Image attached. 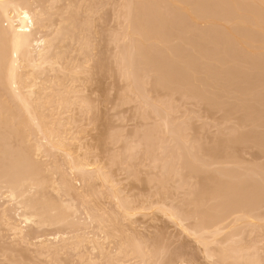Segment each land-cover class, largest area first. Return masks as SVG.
<instances>
[{
	"label": "rangeland",
	"instance_id": "374dc122",
	"mask_svg": "<svg viewBox=\"0 0 264 264\" xmlns=\"http://www.w3.org/2000/svg\"><path fill=\"white\" fill-rule=\"evenodd\" d=\"M179 1L184 0L26 1L44 14L37 12L45 25L38 35L53 42L54 54L48 55L56 65L28 67L27 77V67L20 71L27 103L0 69L5 84L0 86L5 94L0 96V264H264V0H186L189 5L195 1L193 7ZM231 2L240 6V16ZM191 7L200 11L199 16L194 11L199 19ZM256 18L262 29L252 23ZM3 41L0 53L1 45L9 47ZM77 64L81 70L74 74ZM32 104L39 109L36 115L31 110L38 119L29 111ZM13 106V113L24 109L30 118L24 111L14 117ZM50 139L64 140L72 154L67 157L46 142ZM27 150H34V157ZM32 179L51 187L34 186ZM14 182L21 183L18 191H29H20L18 200L10 196ZM35 202L36 208L47 209L45 219H35L40 211L32 223L24 222L19 213L28 214L30 208L32 215ZM246 213L250 217L244 220ZM12 221L24 228L22 233L12 229ZM213 222L223 224L221 230ZM206 231L214 236L203 242L198 236ZM60 234L71 241H55ZM39 235L49 243L39 244Z\"/></svg>",
	"mask_w": 264,
	"mask_h": 264
},
{
	"label": "bare ground",
	"instance_id": "6f19581e",
	"mask_svg": "<svg viewBox=\"0 0 264 264\" xmlns=\"http://www.w3.org/2000/svg\"><path fill=\"white\" fill-rule=\"evenodd\" d=\"M25 1V2H24ZM27 0H0V38H2V40H4L3 42H5L6 41V43H8L9 42V47L7 46V47H5V46H3V45H1L2 46V48L1 49H4L1 53H0V57L2 58L3 57V59H4V57L5 56H7L8 55V57L6 58L7 60H8V62H7V60H1V58H0V69H2V71H4L3 73H2V76H4V78L5 77H7L8 79H10V83H13V84H15L14 86H12V89H13V87L15 88V90H16V92H17V95H18V97H20L21 98V100H23L24 101V103H27V101H28V98L30 97L29 95V97H27V101H26V99H25V95H23L24 93H23V90H22V88H23V83H22V81L24 82L25 80H23V79H21L22 81H20V79L19 78H22V74H21V72H22V69L23 68H25V67H27L25 70H26V73L24 74L25 75V77H27L26 75H29V74H27V71L28 70H30L31 68H33V69H35V67H38V68H40V67H42V66H44V64H46V63H50V58H52V60L51 61H54L53 60V57H50L49 55H51V54H49V51L51 50V43H53L52 41L50 42L49 40H48V38L46 37V36H44V37H42V35L41 36H39L38 34L40 33H38V31H41L40 30V28H41V26H42V23L41 22H43V21H41V19L39 18V15H41L40 17H42V15H44L43 13H42V11L41 10H33V8H31L30 7V5H28V2H26ZM133 1V0H132ZM138 1V0H137ZM148 1H150V0H148ZM169 1V0H168ZM173 1V0H172ZM184 1H185V3H184ZM184 1H182L183 2V4L184 5H186V3H187V1L186 0H184ZM229 1V0H228ZM231 1V0H230ZM230 1H229V3L228 4H230ZM248 1V0H247ZM261 1V0H260ZM154 2H155V0H154ZM180 2V1H179ZM182 2H180V3H182ZM198 2V1H197ZM223 2V1H222ZM234 3H235V0L233 1ZM241 2V1H240ZM264 2V1H263ZM263 2L261 1V4H263ZM140 2H138V4H139ZM153 3V2H152ZM151 3V4H152ZM165 3V2H164ZM170 3H171V0H170ZM169 3V4H170ZM194 3H195V1H194ZM194 3L192 4L193 6H194ZM234 3H232L231 2V6L233 5V7H235L236 9H234V10H236V13L238 14L240 11H241V9L240 10H238L237 8L238 7H240V6H236L237 5V3H236V5L234 6ZM30 4V3H29ZM129 4V3H128ZM150 4V5H151ZM167 4V3H166ZM178 4V3H177ZM188 4V6L190 7V6H192V5H189V3H187ZM204 4V3H203ZM214 4V3H213ZM223 4V3H222ZM125 5V4H124ZM127 5V4H126ZM140 5V4H139ZM138 5V6H139ZM154 5V4H153ZM174 5V4H173ZM176 5V4H175ZM174 5V6H175ZM198 4H196V6H197ZM205 5H207V4H205ZM264 5V4H263ZM45 6V5H44ZM178 6H179V4H178ZM177 5L175 6L176 8H177V10H178V8H180V7H178ZM181 6V5H180ZM187 6V5H186ZM192 6V7H193ZM230 6V7H231ZM154 7H155V5H154ZM171 7V6H170ZM192 7L191 8H189V10L190 9H192ZM258 7V6H257ZM134 8H137V6L136 7H134ZM141 8H142V6H141ZM141 8L139 9V8H137V10H141ZM202 8V7H201ZM44 9V8H43ZM42 9V10H43ZM49 9V8H48ZM152 9H153V7H152ZM172 9V8H171ZM195 10V13L196 14H198V16L200 15L199 14V12L197 11L196 12V8H194ZM199 10H200V8H198ZM233 9V8H232ZM250 9V8H249ZM263 9V8H262ZM261 9V10H262ZM130 10V9H129ZM135 10V9H134ZM148 11V8L146 9H144V11ZM182 10H183V8H182ZM237 10H238V12H237ZM261 10H260V12H261ZM41 11V12H40ZM44 11V10H43ZM136 11V10H135ZM134 11V12H135ZM190 11H192V14H193V16L194 17H197V19H199V17L196 15H194L195 13H194V11H193V9L192 10H190ZM245 11H246V9H245ZM263 11V10H262ZM39 13V15H38V13ZM130 12V11H129ZM132 12V11H131ZM134 12H133V14H134ZM259 12V13H260ZM42 13V14H41ZM45 13V12H44ZM181 13H187L186 11H181ZM180 13V14H181ZM251 13V12H250ZM250 13L248 14V15H250ZM253 13V12H252ZM132 14V13H131ZM133 14H132V16H133ZM191 14V15H192ZM186 16L188 15V14H185ZM239 15V14H238ZM241 15V14H240ZM239 15V16H240ZM252 15V14H251ZM189 16H190V13H189ZM74 17V16H73ZM127 17H128V15H127ZM162 17V16H161ZM180 17V16H179ZM243 17V16H242ZM241 17V18H242ZM247 17V16H246ZM261 17H263V16H261ZM260 17V18H261ZM46 18V17H45ZM44 18V19H45ZM189 19H191L190 17H188ZM204 18V17H203ZM259 18V19H260ZM73 20H74V18H72ZM193 20H194V18H192ZM191 19V20H192ZM197 19H195V21H198ZM253 19H255L254 18V15H253ZM132 20H133V17H132ZM200 20H202V17H201V19ZM204 20V19H203ZM256 20H257V22H256ZM256 20H254L252 23L255 25L256 23V25H257V27H259L260 28V25H261V23H259L258 22V18H256ZM41 21V22H40ZM77 21H79V20H77ZM246 21V20H245ZM263 21V20H262ZM261 21V22H262ZM174 22V21H173ZM41 25H40V24ZM86 23V22H85ZM84 23V24H85ZM240 23V22H239ZM75 24V23H74ZM81 24V23H80ZM79 24V25H80ZM238 24V23H237ZM252 24V25H253ZM258 24H260V25H258ZM264 24V23H263ZM67 25V24H66ZM87 25V24H86ZM240 25V24H239ZM242 25V24H241ZM44 27H45V25H43ZM43 26H42V28H43ZM64 26V25H63ZM68 26V25H67ZM244 26V25H243ZM40 27V28H39ZM81 27V26H80ZM256 27V26H255ZM51 28V27H50ZM57 28V27H56ZM258 28V29H259ZM264 28V27H263ZM60 29V28H59ZM73 29V28H72ZM81 29V28H80ZM247 29H249V28H247ZM260 29H262V28H260ZM44 30H46V29H44ZM43 30V31H44ZM57 30V29H56ZM69 30H71V29H69ZM257 30V29H256ZM58 31V30H57ZM79 31V30H78ZM254 31L255 30H250V32H253L254 33ZM69 32V31H68ZM248 32H249V30H248ZM60 33V32H59ZM59 33H56V34H58L59 35ZM82 33H83V31H82ZM81 33V34H82ZM56 34H54V36L56 35ZM70 34H71V32H70ZM129 34H131V33H129ZM234 34H235V32H234ZM255 34V33H254ZM58 35H56V36H58ZM132 35H133V33H132ZM137 35H138V33H137ZM236 35V34H235ZM46 37V38H45ZM74 37V36H73ZM232 37V36H231ZM236 37V36H235ZM239 37V36H238ZM260 37V36H259ZM262 37V36H261ZM66 38H68V36L66 37ZM79 38V37H78ZM78 38H76L77 40H78ZM60 39V38H59ZM86 39V38H85ZM236 39H238V38H236ZM257 39V38H256ZM262 39V38H261ZM55 40H56V38H55ZM65 40V39H64ZM71 40V39H70ZM81 40V39H80ZM87 40V39H86ZM86 40H84V42L86 41ZM238 40H241L240 38L238 39ZM247 40V39H246ZM50 42V45H49V42ZM61 42V41H60ZM91 42V41H90ZM227 42H228V38H227ZM233 42V41H232ZM241 42V41H240ZM259 42V41H258ZM5 43V44H6ZM66 43V42H65ZM81 42H79V44H80ZM78 44V45H79ZM86 44H87V42H86ZM59 45H62V44H60L59 43ZM58 45V46H59ZM69 45H70V43H69ZM82 44H80V46H81ZM91 45V44H90ZM89 45V46H90ZM259 45V44H258ZM262 45V44H261ZM53 46H54V44H53ZM84 46H85V44H84ZM87 46V45H86ZM85 46V47H86ZM5 47V48H4ZM75 47V46H74ZM264 47V46H263ZM88 48V47H87ZM240 48V47H239ZM5 49L7 50V51H5ZM80 49H82V48H80ZM259 49V48H258ZM78 50V49H77ZM233 50V49H232ZM244 50V49H243ZM249 50V49H248ZM263 50V49H262ZM5 51V52H4ZM56 51V50H55ZM64 51V50H63ZM68 51H69V49H68ZM83 51H85V50H83ZM90 51V50H89ZM235 51V50H234ZM237 51V50H236ZM250 51V50H249ZM51 52V51H50ZM58 52V51H57ZM66 52V51H65ZM70 52H71V49H70ZM78 52V51H77ZM85 52H87V51H85ZM241 52V51H240ZM244 52H245V50H244ZM263 52H264V50H263ZM51 53H53V50H52V52ZM60 53V52H59ZM68 53V52H67ZM81 53H84V52H81ZM260 53V52H259ZM3 54V55H2ZM7 54V55H6ZM49 54V55H48ZM54 54V53H53ZM56 54V53H55ZM64 54V53H63ZM237 54H238V52H237ZM246 54V53H245ZM84 55H85V53H84ZM233 55H234V53H233ZM249 55H251V54H249ZM260 55V54H259ZM263 55V54H262ZM61 56V55H60ZM59 56V57H60ZM252 56V55H251ZM236 57H237V55H236ZM240 57V56H239ZM57 58H58V56H57ZM250 58V57H249ZM61 59V58H60ZM69 59V58H68ZM71 59V58H70ZM69 59V60H70ZM240 59V58H239ZM61 60H63V59H61ZM60 60V61H61ZM247 60H249V59H247ZM2 61V62H1ZM58 61V60H57ZM56 61V62H57ZM250 61H252V60H250ZM55 62V63H56ZM62 63H63V61H61ZM61 62H59V63H61ZM66 62H68V60H66ZM87 62V61H86ZM52 64H53V62H51ZM51 63L49 64V65H51ZM58 63V64H59ZM65 63V62H64ZM70 63V62H69ZM58 64H57V66H58ZM67 64V63H66ZM65 64V65H66ZM54 65V64H53ZM52 65V66H53ZM56 65V64H55ZM54 65V66H55ZM64 65V64H63ZM79 65H80V63H79ZM79 65L77 64L76 65V69L78 68V70H76V72H74V74L75 73H77V71H80L81 69V67L79 68ZM254 65V64H253ZM56 66V67H57ZM61 66V65H60ZM69 66H71L72 67V65H69ZM82 66V65H81ZM28 67L30 68V69H28ZM50 67V66H49ZM65 67V66H64ZM71 67H69V68H71ZM54 68V67H53ZM69 68H66V69H64V70H67V69H69ZM74 68V67H73ZM88 68V67H87ZM28 69V70H27ZM33 69H32V71H33ZM37 69V68H36ZM25 70H23V71H25ZM39 70V69H38ZM44 70V69H43ZM57 70H58V68H57ZM70 70V69H69ZM87 70H89V69H87ZM86 70V71H87ZM21 71V72H20ZM36 71V73H38L39 71H37V70H35ZM34 71V72H35ZM71 71H72V69L70 70V72L69 73H71ZM73 71H74V69H73ZM73 71H72V73H73ZM84 71V70H83ZM1 72V71H0ZM30 71H28V73H29ZM33 72V73H34ZM42 72H44V71H42ZM42 72H41V76L40 77H43L42 75ZM63 72V71H62ZM66 72V71H65ZM33 73H32V75H33ZM83 73V72H82ZM4 74V75H3ZM20 74H21V77H20ZM31 74V73H30ZM40 74V73H39ZM47 74H49V73H47ZM59 74V73H58ZM89 74V73H88ZM23 75V76H24ZM31 75V76H32ZM34 75H37L38 76V74H34ZM66 75H67V73H66ZM30 76V75H29ZM36 76V77H37ZM34 77V76H33ZM33 77H32V79H33ZM39 77V78H40ZM65 77H67L68 78V76H65ZM29 78V77H28ZM31 78V77H30ZM66 78V79H67ZM0 79H1V81H2V78L0 77ZM32 79L30 80V81H32ZM36 79V78H35ZM62 79H63V77H62ZM49 80V79H48ZM61 80V79H60ZM70 80V79H69ZM73 80V79H72ZM72 80H70V81H72ZM77 80V79H76ZM1 81H0V86L2 85V83H4L3 81H2V83H1ZM27 81H28V79H27ZM35 80H33L32 81V83L34 82ZM39 81H40V79H39ZM38 81V82H39ZM42 81V80H41ZM40 81V82H41ZM44 81H45V78H44ZM51 81V80H50ZM56 81H58V80H56ZM37 82V83H38ZM66 82V81H65ZM25 83V82H24ZM28 83H29V81H28ZM58 83V82H57ZM72 83V82H71ZM75 83V82H74ZM74 83H72V84H74ZM12 84V85H13ZM36 84V83H35ZM51 84V83H50ZM29 85H31V83L29 84ZM40 85V84H39ZM42 85V84H41ZM59 85V84H58ZM5 87V84H3L1 87ZM10 86V85H9ZM33 86H34V84H33ZM54 86V85H53ZM71 86V85H70ZM69 86V87H70ZM11 87V86H10ZM8 88L10 91H11V88ZM25 87V86H24ZM28 87V86H27ZM30 87V86H29ZM37 87V86H36ZM41 87V86H40ZM45 87V86H44ZM44 87H43V89H44ZM57 87V86H56ZM26 88V87H25ZM35 88V87H34ZM38 88V87H37ZM37 88H35V89H37ZM53 88V87H52ZM64 88V87H63ZM5 89V88H4ZM7 89V88H6ZM6 89H5V91H6ZM28 89V88H27ZM33 88H30L28 91H30L29 92V94L30 95H32V93H31V91L33 92V90H32ZM35 89H34V92H35ZM51 89V88H50ZM56 89V88H55ZM67 89V88H66ZM3 89H1V91H2ZM22 90V91H21ZM26 90V89H25ZM14 91V89L12 90V92ZM44 91V90H43ZM58 91V90H57ZM59 91H60V89H59ZM3 92V91H2ZM7 92H9V91H7ZM6 92V93H7ZM11 92V93H12ZM25 92V91H24ZM41 92V91H40ZM50 92H51V90H50ZM64 92H66V91H64ZM23 93V94H22ZM42 93V92H41ZM4 94V93H3ZM3 94H0V96H2ZM9 94V93H8ZM34 94V93H33ZM39 94V93H38ZM62 94V93H61ZM61 94L59 93V95L61 96ZM7 95V94H6ZM10 95V94H9ZM8 95V96H9ZM36 95V94H35ZM43 95V94H42ZM56 95V94H55ZM65 95V94H64ZM68 95H69V93H68ZM63 96V95H62ZM70 96V95H69ZM73 96V95H72ZM5 97V94H4V96H3V98ZM10 98H11V96H9ZM16 97V96H15ZM34 97V96H33ZM41 97V95H39V98ZM43 97V96H42ZM64 97V96H63ZM62 97V98H63ZM68 97V96H67ZM76 97V96H75ZM19 98V99H20ZM47 98V97H46ZM53 98H55V97H53ZM60 98V97H59ZM25 99V100H24ZM51 99V98H50ZM50 99H49V101H50ZM67 99V98H66ZM2 100L3 99H1V102H2ZM39 100V99H38ZM4 101V100H3ZM40 101H41V99H40ZM43 101V100H42ZM41 101V104L43 103ZM48 101V100H47ZM67 101V100H66ZM71 101V100H70ZM19 101H17V103H18ZM39 102V101H38ZM53 102V101H52ZM69 102V101H68ZM45 103H46V100H45ZM50 103V102H49ZM66 103V102H65ZM65 103H63L62 105H64ZM1 104V103H0ZM6 104V103H5ZM12 104V103H11ZM35 104H38L37 102L35 103ZM52 104V103H51ZM51 104H50V106H51ZM67 104V103H66ZM65 104V105H66ZM71 104V103H70ZM4 105V104H3ZM17 104H15V106H16ZM21 105V104H20ZM9 106V105H8ZM7 106V108H9V109H11V105L8 107ZM15 106H13L12 107V112L11 113H13V110L15 111ZM33 106V104L31 105V107ZM35 107H36V105H34ZM55 106V103H54V105H53V107ZM58 106V105H57ZM56 106V107H57ZM1 108L3 107V106H0ZM27 107H28V105H27ZM65 107V106H64ZM4 108H6V106L4 105ZM20 108V107H19ZM44 108V107H43ZM16 109H17V107H16ZM21 109H23V108H21ZM34 109H36V108H34V107H32L30 110L29 109H26V110H29L30 112H32L31 110H33L34 111V114H35V110ZM46 109V108H45ZM60 109V108H59ZM62 109V108H61ZM6 110V109H5ZM18 110V109H17ZM37 111L39 110V109H36ZM40 110H41V108H40ZM10 111V110H9ZM23 111H24V109H23ZM23 111H17V112H15V113H17V114H19V112H21V114H22V112ZM28 111V112H29ZM37 111H36V113H37ZM44 111V110H43ZM42 111V112H43ZM46 111V110H45ZM51 111V110H50ZM4 112V111H3ZM2 112V113H3ZM39 112V111H38ZM48 112V111H47ZM58 112H59V110H58ZM57 112V113H58ZM1 113V112H0ZM15 113H13L14 114V117L16 116L17 117V115L15 114ZM40 113H41V111H40ZM53 113V112H52ZM57 113H56V115H57ZM5 114H7V112L5 113ZM5 114H4V117H8L9 115H6L5 116ZM20 114V115H21ZM26 113H25V111H24V113L22 114V115H25ZM32 115H33V117H35V115L33 114V112L31 113ZM47 114V113H46ZM54 114V113H53ZM27 115V114H26ZM29 115V114H28ZM27 115V116H28ZM32 115H30V116H32ZM41 115H42V113H41ZM41 115H39L40 117H41ZM45 115V114H44ZM49 115V114H48ZM48 115H47V118H46V120L48 119ZM52 116V115H51ZM54 116V115H53ZM1 117V116H0ZM19 117V116H18ZM23 117V119L24 118H27L28 119V117H24V116H21V118ZM33 117H32V119H33ZM43 117V116H42ZM59 117V116H58ZM11 118V117H10ZM21 118H20V120L19 119H17V120H19L20 122H21ZM30 118V117H29ZM35 118H39V117H35ZM52 118V117H51ZM12 119V118H11ZM22 119V120H23ZM26 119V120H27ZM32 119H30L31 121H32ZM43 119V118H42ZM16 120V119H15ZM26 120H25V122H26ZM40 120H41V118H40ZM50 120V119H49ZM54 120H56V118L54 119ZM9 121H10V119H9ZM24 121V120H23ZM39 121V120H38ZM45 121V120H44ZM53 121V120H52ZM61 121V120H60ZM4 122V121H3ZM15 122H17V121H15ZM15 122H13V123H15ZM33 122H34V119H33ZM42 122V121H41ZM46 122V121H45ZM23 123V122H22ZM32 123V122H31ZM30 123V124H31ZM36 123V122H35ZM35 123H33V124H35ZM39 124H40V122H38ZM52 123V122H51ZM55 123V122H54ZM6 124V123H5ZM28 124V125H27ZM10 125V124H9ZM21 125V124H20ZM25 125H27L28 127V130L30 129V125H29V123H27L26 122V124H24V126ZM32 125V124H31ZM46 125V124H45ZM37 126H39V125H37ZM52 126H53V123H52ZM57 127L59 126V123H58V125H56ZM65 126V125H64ZM3 127H5V126H3ZM34 127V126H33ZM35 127H36V125H35ZM34 127V128H35ZM54 127V126H53ZM53 127H51V129L53 128ZM6 128V127H5ZM27 128H26V130H27ZM63 128V127H62ZM7 129V128H6ZM18 129V128H17ZM20 129V128H19ZM18 129V130H19ZM22 129V128H21ZM24 129V128H23ZM36 129V128H35ZM38 129H40V127L38 128ZM55 129V128H54ZM31 130H33V128L31 129ZM64 130V129H63ZM3 131V130H2ZM23 131V130H22ZM37 131V130H36ZM39 131V130H38ZM18 132V131H17ZM25 132V131H24ZM23 132V133H24ZM27 132L28 131H26L25 133H26V135H27ZM33 132H35V130H33ZM41 132V131H40ZM43 132V131H42ZM44 132H45V130H44ZM52 132H53V130H52ZM67 132V131H66ZM10 133V132H9ZM14 133H15V131H14ZM29 133H30V131H29ZM37 133V132H36ZM65 133V132H64ZM68 133V132H67ZM15 134H20V133H15ZM21 134H22V132H21ZM20 134V136H18V138L20 137V139H22L21 138V135ZM31 134H35V133H31ZM40 134V133H39ZM51 134V132L49 133V135ZM60 134H61V132H60ZM25 135V134H24ZM28 135H30V134H28ZM66 135V134H65ZM13 136V135H12ZM35 136H36V134H35ZM38 136V135H37ZM40 136H41V134H40ZM52 136V135H51ZM58 136V135H57ZM23 138H24V136H22ZM27 137V136H26ZM44 137V136H43ZM46 137V136H45ZM53 137V136H52ZM52 137H51V139H52ZM63 137V136H62ZM42 138V137H41ZM48 138V137H47ZM56 138V137H55ZM72 138H74V137H72ZM28 139H29V137H27V144H28ZM32 139V138H31ZM36 139H38V138H36ZM49 140V141H46V142H49V143H52V146H54V147H57V148H60V150L62 149L63 151L65 150V152L66 153H68V155H67V157L68 156H70L72 153H70V151L69 150H67V144L65 143V141L64 140H62V139H59V140ZM65 139V138H64ZM68 139V138H67ZM71 139V138H70ZM39 140V139H38ZM38 140H36V141H38ZM43 140V139H42ZM73 140V139H72ZM75 140H76V138H75ZM31 141V140H30ZM33 141V140H32ZM71 141V140H70ZM42 142V141H41ZM22 143V142H21ZM31 143V142H30ZM35 143V142H34ZM39 143V142H38ZM45 143V142H44ZM44 143H43V145H42V147L44 146ZM40 144H42V143H40ZM46 144V143H45ZM48 144V143H47ZM38 145V144H37ZM31 146H33V145H31ZM30 146V147H31ZM47 145H45V147H46ZM48 146H49V144H48ZM30 147H28L27 149L29 150L30 149ZM41 147V148H42ZM51 147V146H50ZM49 147V148H50ZM36 148V147H35ZM35 148L33 147V149L35 150ZM53 148V147H52ZM64 148V149H63ZM26 150V149H25ZM23 151L24 153H27V155L29 156V154H31V152L33 153V151L31 150V151ZM50 150H51V148H50ZM2 151V150H1ZM36 151V150H35ZM34 151V153L36 154V152ZM37 151H39V150H37ZM43 151V150H42ZM41 151V152H42ZM54 152H55V150H53ZM57 151H58V149H57ZM41 152H40V154H41ZM53 152V153H54ZM29 153V154H28ZM49 153V152H48ZM52 153V154H53ZM34 154V155H35ZM50 154V153H49ZM56 154V153H55ZM63 154V153H62ZM74 154V153H73ZM25 155V154H24ZM27 155L25 156V157H27ZM32 155V154H31ZM39 155V154H38ZM33 156V155H32ZM35 156H37V155H35ZM54 156V155H53ZM58 156V155H57ZM74 156V155H73ZM24 157V158H25ZM34 157V156H33ZM60 157V156H59ZM77 157V156H76ZM86 157V156H85ZM30 158H32V157H30ZM37 158H38V156H37ZM36 157L34 158V159H37ZM61 158V157H60ZM81 158V157H80ZM28 159V158H27ZM26 159V160H27ZM76 159H78V158H76ZM83 159V158H82ZM32 160V159H31ZM69 160H71V159H69ZM28 161H30L29 159H28ZM77 161V160H76ZM85 161V160H84ZM16 162V161H15ZM20 162V161H19ZM26 162V161H25ZM37 162V161H36ZM55 162H56V160H55ZM60 162H61V160H60ZM65 162H67L66 160H65ZM84 163L83 161H80L79 163L80 164H82V163ZM22 163H24V161L22 162ZM34 163V162H33ZM39 163V162H38ZM68 163V162H67ZM27 164V163H26ZM30 164V163H29ZM80 164H78L77 165V167L80 165ZM91 164V163H90ZM93 164V163H92ZM89 165V163H84L83 164V166H88ZM95 165V164H94ZM29 166H31V165H29ZM54 166H56V165H54ZM59 166V165H58ZM82 166V167H83ZM13 167V166H12ZM17 167V166H16ZM33 167V166H32ZM63 167V166H62ZM61 167V168H62ZM66 167V166H65ZM72 168L74 167L75 168V166H71ZM70 167V168H71ZM77 167H76V169H77ZM97 167V166H96ZM101 168V166H99L98 165V167L97 168ZM15 168V167H14ZM20 168V167H19ZM69 168V169H70ZM73 168V169H74ZM100 168H99V170H100ZM29 169V168H28ZM34 169L36 170V166L35 167H33V171H34ZM84 169V168H83ZM94 169V168H93ZM101 169H103V168H101ZM19 170V169H18ZM27 170V169H26ZM30 170L31 169H29L28 170V172H30ZM64 170V169H63ZM80 170H82L81 168L79 169V172H80ZM95 170V169H94ZM11 171V170H10ZM33 171H31V172H33ZM37 172L39 171V169L37 168V170H36ZM78 171V170H77ZM77 171H73V173L74 172H77ZM82 171H84V170H82ZM20 172H21V170H20ZM19 172V173H20ZM27 172V173H28ZM35 172V171H34ZM85 172V171H84ZM96 172H98L97 170H96ZM101 172V171H100ZM38 173H40V171L38 172ZM63 173V172H62ZM81 173H83V172H81ZM81 173H79V174H81ZM87 173H88V171H87ZM89 173H90V169H89ZM94 173V172H93ZM99 173V172H98ZM33 174V173H32ZM35 174H37V173H35ZM75 174V173H74ZM38 175V174H37ZM77 175H78V173H77ZM81 175H83V174H81ZM91 175V174H90ZM100 174H98V176H99ZM32 176V175H31ZM31 176H29V180H31ZM36 176V175H35ZM64 176H67V175H64ZM92 177H93V175H91ZM13 177V176H12ZM17 177H19V175H17ZM23 177V176H22ZM39 177V176H38ZM38 177H36V178H38ZM42 177V176H41ZM78 177H81V176H79L78 175ZM86 177V176H85ZM88 177H89V175H88ZM101 177V176H100ZM99 177V178H100ZM103 177V176H102ZM106 177H107V174H106ZM106 177L104 176V179H106ZM35 178V177H34ZM33 178V179H34ZM62 178H63V176H62ZM98 178V177H97ZM26 179V178H25ZM25 179H23V180H21L22 182L25 180ZM28 179V178H27ZM32 179V182L33 181H35V180H33ZM45 179H47V178H45ZM85 179V178H84ZM107 179H108V177H107ZM106 179V181H108ZM37 180V179H36ZM88 180V179H87ZM95 180H96V177H95ZM100 180H102L101 178H100ZM21 181H19V182H21ZM38 181V182H37ZM37 181H35V182H33L32 183V185H34V186H37V184L40 182V181H42L43 182V180H37ZM61 181V180H60ZM59 181V182H60ZM85 181V180H84ZM106 181H104L105 183H106ZM29 182V181H28ZM31 182V181H30ZM29 182V183H30ZM64 182V181H63ZM62 181H61V183H63ZM68 182V181H67ZM0 183H1V181H0ZM48 185H49V183L48 182H46ZM46 183L44 182V183H39V184H41V185H43V186H45L46 185ZM61 183H59V185H61ZM87 183V182H86ZM108 183H109V181H108ZM18 184V186L15 184V182H14V184H12V189L11 188H9V187H11V186H9L8 188L10 189V196H12V199L14 200H18V198H19V195L21 196V192L20 191H22V192H24L25 193V190L27 191V189H25V190H20V191H18V187L19 188H21L20 186H19V184L21 185V183H17ZM25 183H23V185H24ZM36 184V185H35ZM39 184H38V186H39ZM67 184V183H66ZM69 184H70V182H69ZM104 184V183H103ZM7 186H8V184H6ZM13 185H15V187L13 186ZM31 185V184H30ZM40 185V186H41ZM51 185V184H50ZM49 185V186H50ZM68 185V184H67ZM71 185V184H70ZM1 186H3L2 185V183H1ZM16 186H17V188H16ZM25 186V185H24ZM24 186H22L23 188H24ZM26 186H27V184H26ZM47 186V185H46ZM30 187V186H29ZM28 187V188H29ZM33 187V186H32ZM51 187V186H50ZM60 187V186H59ZM62 187H64L63 189H65V186H62ZM112 187H116V185L115 186H112ZM4 187H2V189H3ZM38 188V187H37ZM45 188V187H44ZM47 188V187H46ZM55 188V187H54ZM72 188H74V187H72ZM1 189V188H0ZM16 189V190H15ZM34 189V188H33ZM40 189H42V187H40ZM35 190H38V189H34V191ZM68 190L70 191V189L68 188ZM32 191V190H31ZM43 191V190H42ZM72 191V190H71ZM17 192H19V194H17ZM27 192H29V191H27ZM26 192V193H27ZM39 192H41V191H39ZM112 192V191H111ZM1 193V192H0ZM25 193V194H26ZM35 193V192H34ZM36 194L37 193H35V196H36ZM42 194V193H41ZM45 194V193H44ZM109 194H110V192H109ZM22 195H23V193H22ZM28 195V194H27ZM27 195H26V197H27ZM32 195V194H31ZM43 195V194H42ZM9 196V197H10ZM33 197H34V195H32ZM113 196V195H112ZM117 196V195H116ZM23 197V196H22ZM45 198V196H42V198ZM11 198V197H10ZM28 198V197H27ZM27 198H25V199H27ZM116 198V197H115ZM118 199L120 198L119 196L117 197ZM36 199V198H35ZM28 201L29 200H31V201H29V202H33L32 200V197H31V199H27ZM40 200V199H39ZM45 200H47L46 198H45ZM41 201H43V200H41ZM17 202V201H16ZM119 202V201H118ZM19 203H20V201H19ZM23 203H27L26 201H24ZM36 203V202H35ZM49 203V202H48ZM20 204H22V203H20ZM19 204V205H20ZM25 204L22 206V205H20L21 207H24L25 206ZM33 204V203H32ZM32 204H30V203H28L27 205H29L30 207H32ZM26 205V206H27ZM43 205V204H42ZM50 205H52V204H50ZM36 206L38 207V205H37V203L35 204V208H36ZM45 206V205H44ZM48 206H49V204H48ZM42 207V206H41ZM40 207V208H41ZM27 208V207H26ZM35 208H34V211H32L31 213H32V215L30 214L29 215V213H30V211H31V209L29 208V210L30 211H27V212H29L28 214L27 213H25L24 212V214L22 213H19V217L20 218H23L24 220V222H29V223H32L31 221H33V220H35V219H38L37 217L39 216V218H40V216L42 217V215H43V218L45 217V215H44V211L45 210H47V209H45L44 211H43V208H42V210L41 209H38V208H36V209H38V210H35ZM46 208V207H45ZM51 208V207H50ZM121 208V207H120ZM122 208H124V207H122ZM17 209V208H16ZM15 209V210H16ZM19 209V208H18ZM125 209V208H124ZM14 210V211H15ZM27 210V209H26ZM129 210V209H128ZM41 211V212H40ZM43 211V212H42ZM52 211V213H53V210H51ZM125 211V210H124ZM123 211V212H124ZM36 212H40V214L39 213H37V215H36ZM50 212V211H49ZM62 212V211H61ZM64 212V211H63ZM235 213H239V211H234ZM241 212V211H240ZM245 212H247V211H243V213H245ZM4 213V212H3ZM2 213V214H3ZM47 213V212H46ZM132 213V212H131ZM242 213V214H243ZM247 213H249V212H247ZM245 214V216L244 215H242L243 217H244V220H246V218L245 217H250V215L249 214ZM128 214V213H127ZM176 215H177V213H175ZM230 214H232V213H229L228 215V218L230 217ZM13 215V214H12ZM35 215H36V218L35 219H33V217H35ZM64 215V214H63ZM124 215V214H123ZM240 215V214H239ZM239 215H237V216H239ZM48 216H49V214H48ZM51 216V215H50ZM56 218H57V216L56 215H54ZM53 216V217H54ZM64 216H66V215H64ZM172 216V215H171ZM174 216V215H173ZM179 216H180V214H179ZM241 216V217H242ZM16 217H18L17 215H16ZM63 217V216H62ZM129 217V216H128ZM225 217H226V219H227V215H225ZM225 217L224 218H222V219H220V221L219 222H221V223H223V222H225ZM240 216H239V218H240V220H243L242 218H241ZM9 218H11L12 219V217H9ZM52 218V217H51ZM179 218V217H178ZM238 218V217H237ZM239 218H238V220L237 221H239ZM2 219H3V217H2ZM11 219H10V222H11ZM14 219V218H13ZM12 219V220H13ZM33 219V220H32ZM45 219V218H44ZM44 219H42L41 220V224H42V221H44ZM46 219H47V217H46ZM54 219V218H53ZM53 219H50V220H53ZM66 219V218H65ZM64 218L62 219V220H65ZM173 219H175V218H173ZM180 219V218H179ZM218 219V220H219ZM48 220V219H47ZM67 220V219H66ZM180 220H182V219H180ZM222 220V221H221ZM9 221V220H8ZM15 222H16V219L14 220ZM14 221H12L13 223H11V224H13V226H11V227H13L12 229L16 232V233H22L23 232V227L20 225V224H14L15 222ZM20 221V220H19ZM22 221V220H21ZM46 221V220H45ZM55 221H57L58 223L61 221V219H60V221H58L57 219L56 220H53V223H55ZM183 221V220H182ZM235 221H236V218H235ZM237 221H236V223H237ZM38 222H39V220H38ZM37 222V223H38ZM48 222V221H47ZM52 222V221H51ZM50 222V223H51ZM56 222V223H57ZM63 222V221H62ZM61 222V223H62ZM232 222V221H231ZM36 223V224H37ZM52 223V224H53ZM216 223H218V221L216 222ZM221 223H219V224H217V226L219 225V226H221L222 227V225L223 224H221ZM233 223H234V220H233ZM213 224H214V222H213ZM226 224V223H225ZM45 225V224H44ZM54 225H56V224H54ZM228 225V224H227ZM210 226H212V225H210ZM214 226H216L215 224H214ZM217 226H216V228H217ZM219 226H218V229H216V230H219L220 228H219ZM206 227V226H205ZM204 227V228H205ZM208 227V228H207ZM206 228L209 230L210 228H209V226H207ZM225 227H226V225H225ZM224 227V228H225ZM205 228V229H206ZM215 229H213V232L215 233ZM221 230V229H220ZM223 230V229H222ZM212 231V230H211ZM67 232V231H66ZM213 232L212 233H208V236H207V231L206 232H204V234H206L205 236H207V238H204V239H202V237H205V236H201L200 234V236H198L202 241L204 240L205 241V239H208V238H210V236L211 235H213L214 236V234H213ZM222 232V231H221ZM203 233V232H202ZM201 233V234H202ZM58 234V233H57ZM203 234V235H204ZM218 233L216 232V234L215 235H217ZM65 235L66 236H69V235H67V234H60V235H56L55 237H53L54 238V240L56 241V238H59V239H62V241L64 240V242L66 243L67 242V240H69V239H71L70 237H69V239L67 238V237H65ZM218 236V235H217ZM72 237V236H71ZM197 237V239H199ZM67 238V240L65 241V239ZM95 238V237H94ZM35 240L39 243V244H41L42 246H44L45 244L47 245V243H49V241L50 240H48V238L45 236V235H39V236H37V237H35ZM58 240V239H57ZM74 240V239H73ZM93 240V239H92ZM212 240H213V238H212ZM61 241V242H62ZM71 241V240H70ZM70 241H68V242H70ZM203 241V242H204ZM67 242V243H68ZM53 243V242H52ZM211 244V243H210ZM71 245V244H70ZM207 245V244H206ZM48 246H52V245H49L48 244ZM50 248V247H49ZM43 249H44V247H43ZM137 249V248H136ZM132 250V249H131ZM135 250V249H134ZM138 251H140V249H137ZM141 252V251H140ZM142 255V254H141Z\"/></svg>",
	"mask_w": 264,
	"mask_h": 264
}]
</instances>
